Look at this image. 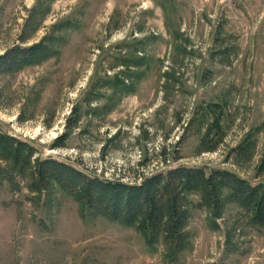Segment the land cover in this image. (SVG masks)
Wrapping results in <instances>:
<instances>
[{
    "label": "rangeland",
    "instance_id": "374dc122",
    "mask_svg": "<svg viewBox=\"0 0 264 264\" xmlns=\"http://www.w3.org/2000/svg\"><path fill=\"white\" fill-rule=\"evenodd\" d=\"M41 41L34 61L0 67V130L35 156L101 179L183 165L264 183V0H0V55ZM225 96V140L198 153L192 112ZM247 134L252 162L238 165L228 153ZM29 181L0 155V264H264V227L234 200L214 218L191 195L189 244L170 258L134 227Z\"/></svg>",
    "mask_w": 264,
    "mask_h": 264
},
{
    "label": "trees",
    "instance_id": "16d2710c",
    "mask_svg": "<svg viewBox=\"0 0 264 264\" xmlns=\"http://www.w3.org/2000/svg\"><path fill=\"white\" fill-rule=\"evenodd\" d=\"M44 41L26 46H15L0 55L1 69L12 70L20 61H34L47 52ZM48 49V48H47ZM227 97L208 103L200 111L194 110L189 124L201 133L198 153L213 152L226 137L222 126L223 110ZM77 124V119L74 121ZM70 127L68 126L67 129ZM66 135L55 141L54 147L64 146ZM254 144L247 134L228 153L238 165L251 163ZM34 147L0 130V155L12 166L30 176L29 188L42 193L56 187L68 192L86 211H95L119 225L134 227L147 243L161 242L170 258L189 244L188 219L190 196L198 197V205L214 218H220L229 200H234L249 214L255 226L264 227V183L251 185L245 178L228 169L187 167L179 165L165 172H154L140 180L121 178L101 179L88 175L73 165L53 158L35 156ZM162 163L168 161L164 145L160 152ZM139 164L145 165L144 160ZM264 164L258 167L261 173Z\"/></svg>",
    "mask_w": 264,
    "mask_h": 264
}]
</instances>
